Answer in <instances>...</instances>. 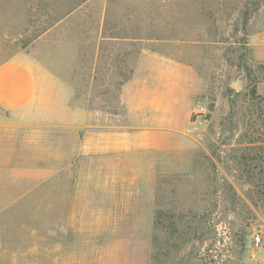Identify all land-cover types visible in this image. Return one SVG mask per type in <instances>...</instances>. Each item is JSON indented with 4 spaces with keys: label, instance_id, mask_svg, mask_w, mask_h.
Returning a JSON list of instances; mask_svg holds the SVG:
<instances>
[{
    "label": "rangeland",
    "instance_id": "rangeland-1",
    "mask_svg": "<svg viewBox=\"0 0 264 264\" xmlns=\"http://www.w3.org/2000/svg\"><path fill=\"white\" fill-rule=\"evenodd\" d=\"M245 1L182 2L190 24L180 25L165 0L145 12L142 0H0L1 50L23 51L47 71L63 95L57 112L80 125L79 138L49 132L47 170L1 164L0 264H264V249L246 237L264 225V175L251 176L264 168V125L253 132L250 104L252 79L264 82L250 47L264 0H255L246 35ZM103 34L119 38L105 44ZM122 41L134 42L139 58L148 52L182 66L176 152L86 153L88 115L100 129L119 124L123 112L110 99L115 68L98 57L101 46L128 49ZM239 76L243 90L235 92L229 84Z\"/></svg>",
    "mask_w": 264,
    "mask_h": 264
},
{
    "label": "crops",
    "instance_id": "crops-1",
    "mask_svg": "<svg viewBox=\"0 0 264 264\" xmlns=\"http://www.w3.org/2000/svg\"><path fill=\"white\" fill-rule=\"evenodd\" d=\"M142 1L147 4L139 10L145 12L151 8L149 2L158 0ZM165 1H172L173 8L179 11L171 17L173 21L177 19L173 23L190 24L182 13L186 10L182 2L189 0ZM143 18L148 20L146 16ZM250 47L253 62L264 64V23ZM22 52L0 48V142L4 143L0 144V167L2 164L14 171L47 170L49 132L62 134L69 130L79 138L80 125L57 112L58 108L62 112V93L58 95L53 83L48 82L47 71L35 68L21 56ZM181 69L182 66L162 56L144 52L139 58L138 54L131 79L121 87L119 99L123 112L119 124H105L97 129L88 115L86 153L89 156L139 153L148 148L176 152L180 147L177 137L182 133L176 128L177 109L186 101L184 94L177 93L178 85L183 84L178 76ZM256 92L264 95V82L256 84ZM58 96L60 106L54 103ZM100 137L102 143L97 145L96 138ZM30 151L36 153L35 157L32 153L30 157L24 154Z\"/></svg>",
    "mask_w": 264,
    "mask_h": 264
},
{
    "label": "trees",
    "instance_id": "trees-1",
    "mask_svg": "<svg viewBox=\"0 0 264 264\" xmlns=\"http://www.w3.org/2000/svg\"><path fill=\"white\" fill-rule=\"evenodd\" d=\"M259 12V6L256 3L255 0H246L244 3V11L241 15V31L243 34L246 35V30L248 28V25L250 23V20L252 18V14H255ZM60 20L52 23L51 25H48V28L53 27L56 23H58ZM48 29H45V32ZM119 37L117 34H111L109 36H105L104 34L101 36L100 42H106L105 44H112L114 42L113 40L118 39ZM126 42L128 45V49H123L117 52H113L106 47H99V59L104 60V64L112 65L115 68V71L111 72L110 75L114 76L113 81V90L116 92L110 99L115 100L118 99L120 96L121 87L124 83H126L128 80L131 79L133 75V63L134 60L137 59L139 54V48L134 42H128V41H122ZM104 44V43H103ZM124 44V43H123ZM134 55V59L130 60L131 56ZM241 62V64H244V56L240 55L238 58ZM264 66V64L259 65ZM251 72V71H249ZM104 72L98 73L94 76V79L99 84H105V82L108 80V78L102 79ZM250 74V73H249ZM259 81L252 79V87L250 90V96H251V106L254 108V113L256 115L255 122L253 125H251V129L254 133H259V129L261 125H264V95H260L256 92V84ZM119 96H118V95ZM258 124V126H256ZM251 176H254L256 174L264 175V168L260 167L258 172H255L256 167H253ZM250 172V171H249ZM250 174V173H249ZM260 196H264V190H261L258 192ZM248 235V232H247ZM246 235V237H247Z\"/></svg>",
    "mask_w": 264,
    "mask_h": 264
},
{
    "label": "built area",
    "instance_id": "built-area-1",
    "mask_svg": "<svg viewBox=\"0 0 264 264\" xmlns=\"http://www.w3.org/2000/svg\"><path fill=\"white\" fill-rule=\"evenodd\" d=\"M247 239L254 248L264 249V225L250 229Z\"/></svg>",
    "mask_w": 264,
    "mask_h": 264
},
{
    "label": "water",
    "instance_id": "water-1",
    "mask_svg": "<svg viewBox=\"0 0 264 264\" xmlns=\"http://www.w3.org/2000/svg\"><path fill=\"white\" fill-rule=\"evenodd\" d=\"M229 87L235 92H240L243 90V80L240 78V76L236 79H232Z\"/></svg>",
    "mask_w": 264,
    "mask_h": 264
}]
</instances>
